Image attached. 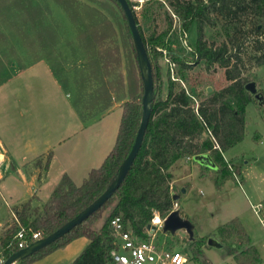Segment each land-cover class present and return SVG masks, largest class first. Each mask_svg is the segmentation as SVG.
<instances>
[{"label":"trees","instance_id":"16d2710c","mask_svg":"<svg viewBox=\"0 0 264 264\" xmlns=\"http://www.w3.org/2000/svg\"><path fill=\"white\" fill-rule=\"evenodd\" d=\"M110 1L123 16L130 52L128 59L135 68L131 72L129 70L126 76L119 71L121 59L118 46H109L114 37L110 21L99 11L82 5L77 0H55V3L73 25L76 40H85L88 35L96 34L99 28L108 30L106 37L109 38V44L105 46L103 38L97 49L94 47L86 55H90V60L93 59L92 53H99L102 57L104 54L116 56L114 62L105 61L102 57L93 59L98 69L104 70L114 93L127 98L121 105L122 114L115 144L100 167L92 170L80 186H76L64 175L48 201L41 204L40 208L35 205V199L14 205L11 210L14 226L0 228V248L6 258L20 251L14 239L20 229L38 232L41 239L46 238L93 204L114 182L134 144L142 118L144 81L124 13L115 0ZM126 1L130 7L128 0ZM170 6L179 17L183 31L196 23L195 55L204 62L207 69L216 65L223 69L228 85L209 95L196 109L186 92L173 82L168 80L164 90L158 60L162 56L160 50L167 51L164 38L169 29L157 37L151 35L146 40L133 14L151 66L153 81L150 119L141 148L121 184L100 209L54 242L22 258L18 264H33L79 238H85L89 243L71 264H109V250L114 247L109 230L110 220L120 216L128 228L142 236L154 213L160 217L167 216L173 206L170 193L173 175L170 169L181 159L208 154L217 166L213 172V184L217 191H221L229 181L237 182L231 168L225 163L223 154L244 138L245 110L253 99L245 90L249 80L244 74L264 65V0H174ZM83 7L91 10V21L102 22L98 25L92 22L84 28L76 25L74 14ZM215 20L220 21L225 36L217 46L209 45L204 38V25H212ZM44 47L46 50L47 46ZM44 59L48 60V57H38L35 62ZM173 63L187 67L178 57H173ZM106 84V92L109 93V85L107 82ZM108 98L111 107V95ZM104 103L103 93L98 108ZM77 113L83 119L92 115L82 117L79 111ZM203 134H208V138L201 141ZM51 156V153L46 156L43 165L40 160L37 161L35 167L46 171ZM38 180L40 183V175ZM108 209L109 214L104 218L103 225L95 229L94 226ZM217 234L226 255L232 257L235 264H260V255L238 219L219 227ZM30 243L32 242L29 241ZM201 245L196 241L189 245L192 258L197 262H202Z\"/></svg>","mask_w":264,"mask_h":264},{"label":"rangeland","instance_id":"374dc122","mask_svg":"<svg viewBox=\"0 0 264 264\" xmlns=\"http://www.w3.org/2000/svg\"><path fill=\"white\" fill-rule=\"evenodd\" d=\"M77 1L99 11L103 17L110 21L114 29V37L110 44L108 43L109 38L106 37L108 30L105 28H99L96 34L88 35L85 40H76L73 25L55 3V0H0V84L10 78L7 77L9 75L7 70L11 64L17 65L14 69L17 72L25 64L34 63L38 57L47 56L48 60L44 59V61L48 64L63 90L59 94V100L56 98L60 104L59 115L62 116V123L58 122L56 128L60 132L64 131L65 124L77 118L76 115L74 116V111L69 113L68 104L72 102L75 110L79 111L83 115L82 117H86L93 115L101 102L104 93L103 81L108 82V79L104 70H99L93 59L102 56L99 53H92V61L90 55H86V53L93 51L94 47L97 49L103 38H105L103 41L105 46L108 44L110 47L118 46L121 59L119 71L124 76L129 70L131 72L135 69L128 59L130 52L127 47L125 22L117 6L110 0ZM173 1L128 0L136 17L137 26L146 40L151 35L157 37L169 29L164 38L167 51L160 50L162 56L158 60L164 90H166L169 81L173 82L186 92L188 99L196 109L209 95L226 87L228 82L225 81L223 69L217 65L207 69L204 62L197 58L195 55L197 25L194 22L187 31H183L179 17L175 15L170 6ZM74 17L76 25H80L82 28L92 22L97 25L102 22L99 20L91 21V10L85 7L77 11ZM204 38L209 45L213 46H217L224 40V30L219 20H215L212 25H204ZM45 45L47 46L46 50ZM173 57L180 58L187 67L174 64ZM102 58L105 61L114 62L116 56L104 54ZM140 66L146 78L145 64L142 59ZM244 76L248 78L249 82L254 81L258 91L264 96V65L252 69ZM109 85L113 91L110 82ZM121 113L117 112L110 115L100 125H107V132H112L108 137L109 141L112 140V147L115 144ZM86 119L89 118L86 117ZM115 124H117L116 128ZM92 128V131L103 130L99 126ZM207 138L208 134H203L201 141ZM261 153L264 154V106L260 107L252 99L245 110L244 138L242 142L226 153L227 161L223 159L231 168L236 180L243 183L247 182L251 174H259L264 169V158L260 157ZM251 154L255 155V160H251ZM234 155L237 156L231 158ZM210 159L213 162L211 157ZM44 161L45 158L41 159V164H44ZM246 162L250 166V170L247 171L243 168L247 166L245 165ZM214 166L217 168L215 164ZM99 167L95 168V164H92L91 170H88L83 177L86 178L92 170ZM214 170H205L203 166L194 162L193 158L181 159L170 169L173 175L170 193L172 197H177L176 208L180 216L192 224L194 236L190 240L183 230H179L175 234L165 233L161 230L156 232V237L160 243L164 242L167 248L184 255L187 258L185 264H233V260L226 255L225 248L222 250L208 248L206 241L211 235L220 241L217 229L231 217V200L237 201L238 205L242 204L241 211L243 209L246 210L245 212L250 211L252 215L253 210L257 211V206L253 207L255 198L248 195V198L251 199L249 201L251 204L248 206L249 204L244 201L245 199L239 189L234 190V195L230 196L228 193H224V188L222 191H217L213 184ZM202 173L205 175L202 176ZM56 179L52 177L46 186L42 187L39 197L43 204L48 201L52 191L60 182ZM82 181V179L77 180L75 185L80 186ZM228 186V188H232L231 183ZM1 187L5 192L15 194V189L8 184H2ZM183 189L185 190L184 193L182 192ZM7 202L10 205L15 203L14 200ZM35 205L38 208L41 207L38 202ZM0 206V228L9 225L13 227L11 210L14 205L5 207L0 203ZM108 214L109 209L103 213L102 219L94 226L95 229L103 225L104 218ZM193 241L202 244L200 246L202 262H197L192 258L189 245ZM2 256L5 261L8 259L4 255ZM19 261L17 260L15 264H18Z\"/></svg>","mask_w":264,"mask_h":264},{"label":"crops","instance_id":"0c3cea01","mask_svg":"<svg viewBox=\"0 0 264 264\" xmlns=\"http://www.w3.org/2000/svg\"><path fill=\"white\" fill-rule=\"evenodd\" d=\"M16 66L14 63L8 67L7 77L10 78L0 84V203L5 207L31 199L43 204L39 193L52 177L57 178L59 182L66 175L75 184L77 180L85 179L83 175L91 170L92 164H95V168L99 167L113 148L112 140H108L112 132H107V125H100L110 115L121 113V105L127 101L124 95L117 96L113 93L109 82L107 93V84L103 81L105 103L97 108L93 115L87 117L89 119H83L71 102L68 104L69 113L74 111V116L76 115L78 119L74 118L73 122L70 120L71 122L64 125V131L60 132L56 129L58 122L62 123L58 97L63 90L48 64L40 60L25 64L15 72ZM109 95L113 101L112 107L109 106ZM93 126L102 127L103 130L92 131ZM116 126L117 124L115 128ZM227 152L223 154L225 161ZM49 153L52 156L48 169L43 171L35 167V163L46 158ZM235 156L237 155L231 158ZM260 157L264 158V154L261 153ZM251 160H255V155L251 154ZM245 165L247 166L243 167L244 170H250L247 162ZM257 174H251L247 182L229 181L223 188L224 193H228L229 196L234 195V190L239 189L248 206L251 204L249 195L255 198L252 199L253 207H262V213L253 210L252 215L250 211L245 212L244 209L241 211L242 204L238 205L237 201L231 200L232 210L228 221L238 219L241 222L260 255V264H264V219L261 216L264 213V169ZM230 183L232 188H228ZM2 184H8L15 189V194L3 191ZM9 200H14L15 203L10 205L7 202ZM88 243L85 238L76 239L65 248L33 264H71ZM228 258L233 260L232 257Z\"/></svg>","mask_w":264,"mask_h":264},{"label":"water","instance_id":"95a60500","mask_svg":"<svg viewBox=\"0 0 264 264\" xmlns=\"http://www.w3.org/2000/svg\"><path fill=\"white\" fill-rule=\"evenodd\" d=\"M115 1L120 5L124 13V16L126 18L128 28L131 33L132 42H133L135 51L138 56L139 64H140V60L142 59L145 64V69H146V78L141 70L143 81H144V92H143V97H142V118H141L140 125H139L138 131H137V134L134 140V144L128 156L124 160L114 182L105 190V192L93 204H91L86 210L80 213L72 221L62 226L54 234L46 238H42L38 240L37 242L31 244L27 248L18 251L14 255L10 256L3 264H15L17 260H21L22 258L30 255L32 252L49 245L50 243L54 242L57 238L62 236L64 233L70 231L76 225L80 224L82 221L87 219L91 214H93L98 209H100L103 206V204L111 198L113 192L121 184V182L125 178L127 172L129 171L131 165L133 164L134 159L136 158L141 148L144 133H145V130L147 128V125L150 119V103L153 98L152 96V92H153L152 71H151L150 63L146 56V51H145L141 36L138 32V29L135 23L133 13L127 1L126 0H115ZM260 28L261 27L259 26L258 29ZM245 90L252 96L253 100L257 102V104L260 107L264 106V96L261 92L258 91L256 87V83L254 81L247 83L245 85ZM193 160L194 162H196L197 164L203 167H207L210 169H216L209 155L207 154L195 156L193 157ZM182 192L184 193L185 190L183 189ZM176 200H177V197H173V202H175ZM179 230H183L186 233V235L189 236L190 240L193 239L194 233H193L192 224L188 220L183 219L180 216L179 211L176 210V211L171 212L165 219L164 226H163V232L175 234ZM206 247L216 249V250H222L224 248L223 244L219 240H217V238L213 235L208 237L206 241Z\"/></svg>","mask_w":264,"mask_h":264},{"label":"built area","instance_id":"2783aa9c","mask_svg":"<svg viewBox=\"0 0 264 264\" xmlns=\"http://www.w3.org/2000/svg\"><path fill=\"white\" fill-rule=\"evenodd\" d=\"M176 207L177 204L174 202L171 212L176 211ZM257 212H261V206H257ZM167 216L160 217L154 213L142 236L128 228L120 216L113 217L109 222L110 235L114 244V247L109 250V264H185L187 258L184 255L167 248L164 242L160 243L157 240L156 232L163 230ZM262 218L264 219V213ZM14 239L17 241L18 249L23 250L41 237L38 232L20 229ZM29 241L32 243L29 244ZM4 261L0 248V264Z\"/></svg>","mask_w":264,"mask_h":264}]
</instances>
